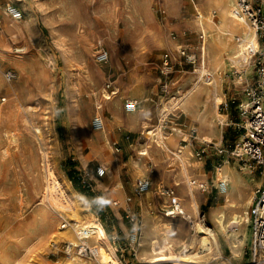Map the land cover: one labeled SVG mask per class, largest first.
<instances>
[{"label": "rangeland", "instance_id": "obj_1", "mask_svg": "<svg viewBox=\"0 0 264 264\" xmlns=\"http://www.w3.org/2000/svg\"><path fill=\"white\" fill-rule=\"evenodd\" d=\"M157 1L0 0V264H62L68 257L69 242H58L53 236L69 227L60 229L66 220L44 196L46 181L41 148L50 155V164L55 166L60 179L70 183L75 191L71 194L79 199L84 216L93 213L98 220L105 221L110 232L113 231L111 220L123 216L132 229L121 239L116 225L121 243L133 231L126 218L127 208L140 217V234L147 228L148 215L152 231L154 224L159 226L169 220L179 222L181 229L170 236L174 242H180L174 258L183 256L181 241L188 240L194 230L191 220L166 215L167 200H162V193L167 189L175 191L185 211L191 212L188 191L189 182L193 180L191 187L200 205L192 219L199 221V216L205 212L208 225L215 227L213 211L226 201L221 191L212 185L218 171L217 163L223 168L228 162L236 172L232 174V180L244 173L260 182L242 192L244 198H248L247 208L252 205L250 201L253 203L255 190L264 184V170L252 172L239 157L225 149L236 146L244 132L239 104L246 98L244 88L252 78L253 69L249 67L247 72L251 74L245 77L234 64L230 66L226 62L222 68L217 67L214 64L216 49L208 45L209 42L207 68L217 75L224 100L218 108L224 122L218 116L213 117L216 129L222 134L214 138L217 147L208 146L207 153L198 157L196 152L203 145L202 140L190 135L191 128L197 130L199 124L195 121L196 114L171 108L170 113L165 112L163 131L165 136L174 134L178 137L176 144L185 145V152H192L193 156L187 155L192 164L188 176L183 173V162L176 154V145L171 147L172 150L154 145L148 154L142 153L147 149L146 128L160 123L163 102L178 95L172 87L167 92L162 90L166 79L164 55L171 56L173 77L182 92L199 80L201 70L199 46L202 39L195 4L205 0H172L171 4L167 0ZM8 3L21 10V19L9 15L6 11ZM101 52L109 54L107 62L100 60ZM10 69L17 73L13 82L5 78ZM95 74L98 75L96 78ZM205 82L201 80L200 84L208 85ZM107 83L117 92V99L113 101L116 95L107 98ZM200 96L207 98L206 94L200 93ZM128 98L138 99L136 112L125 110ZM205 105V101H201L199 109L207 110L208 105ZM113 114L118 118L112 117ZM96 116L103 118L104 133L96 127ZM145 121L146 125L143 124ZM38 128L41 133L36 130ZM220 149L224 151L220 152ZM100 164L109 167L103 177L96 174ZM85 175L111 201L108 214L96 205L91 192L83 187L81 180ZM114 177L118 183L113 187L108 183L105 189L98 187L101 181L107 182ZM142 178L150 179L152 184L157 182V189L143 203L140 200L150 188L142 196L136 195V183ZM176 180L181 182L179 187ZM200 184H205L208 189L200 188ZM121 189L122 194L118 195ZM126 197H132V202L127 203ZM113 201H118L119 205H113ZM144 204L148 210L143 217ZM246 228L249 233L241 246V254H235L229 243L222 241L220 249L227 264L248 263L244 250L250 244L251 225ZM159 229L155 234L161 238L163 232ZM68 231L77 240L76 233L71 229ZM111 236L109 240L117 248L119 243L114 244ZM140 240L143 242L142 237ZM140 248L139 256L133 262L151 264L140 260ZM72 252L78 255L74 249ZM120 254V259L127 264L130 254ZM152 264L192 263L173 259ZM203 264L219 263L210 258Z\"/></svg>", "mask_w": 264, "mask_h": 264}, {"label": "bare ground", "instance_id": "obj_2", "mask_svg": "<svg viewBox=\"0 0 264 264\" xmlns=\"http://www.w3.org/2000/svg\"><path fill=\"white\" fill-rule=\"evenodd\" d=\"M170 1L172 0H167V3L169 4ZM234 3L235 0H205V2H202V4H195V9L198 12H200L202 15L201 22L199 24L200 25L199 29L205 31V41L204 42L202 41L201 45L199 46L200 58H201V63H200L201 70L199 73L200 74L199 80L197 82H194L191 88H188L185 92H182L176 96H170V97L168 96L169 98H166L167 100L165 99V101L163 102L164 104L161 109L163 113H162V119H160V123L154 125L152 128H146L145 130L146 134L148 135L147 143L145 144L147 145V149L142 153L148 154L150 148H152L154 145L160 147L161 149H167V150H172L171 147L173 145H176V149H177L176 154L180 157L178 158L183 162V168H182L183 173L187 176H188L189 167L192 166V164H190V161H188L189 157H187V155L193 156V154L192 152L189 151L185 152L187 149L185 145H177L173 143L175 139L174 134H171L170 136H165V133L163 131V124H162L163 118L167 116V113L165 112L166 111L169 112L171 108H175L176 111L177 110L183 112L190 111L192 112V114L193 113L196 114V120L199 123V126L197 127L198 139L214 141L215 140L214 138L221 137L222 134L216 129L213 123V117L218 116L220 121L222 123L224 122V120L221 118L218 112L220 102L221 101L223 102V97L221 96L220 93L217 75L215 74V72L214 73H212V71L210 72L208 70L209 67L207 68L208 66L207 55L209 49L207 47L208 44L207 42H209L208 45H211L216 49L214 64H216L217 67H221V68L225 65L226 62L230 66L236 65L240 67L239 65L240 62L237 59V54L239 52L238 38H247L249 40L256 42L253 28L245 20L234 16V12H233ZM196 22L199 23V21ZM196 29H198L197 26ZM235 37L237 38V41L235 40ZM97 76L95 74V78ZM201 80L207 81L208 83L207 82L205 83H207L208 85H201L200 84ZM200 93H204L207 95L205 104L208 105L207 107L208 109L200 110L199 109L200 106H198L195 109V111L190 110L191 107L189 106H191L190 105L191 103H194L195 101H200L199 98ZM116 97L117 95L115 97L113 96L112 101L115 100ZM113 116L114 118L115 117L118 118L114 114L112 115V117ZM144 116L146 117V115ZM134 119L136 118L134 117ZM143 124L146 125L147 122L145 121ZM96 127L98 129H101L103 133L105 132L104 128H106V126L104 127L103 124L100 125L96 123ZM36 130L39 133H41V130L39 128ZM29 146L31 147V145ZM95 149L96 147L94 148V150ZM44 150L41 148L39 151L42 153V159L44 162L43 163L44 179L46 181V189L44 192V196L47 198L50 204L60 212L59 215L65 218V220L68 222L69 224L68 229H71L73 233H76V231H78L79 229L90 228V230H93L92 239L94 240L95 243L99 245V254L97 258L87 259L81 257L79 255L74 254V252H72L73 247L71 246L72 244L76 245L78 243V238L75 236L77 240L74 239V237L71 236V234L69 233L68 229L60 230L58 233L54 234L53 236L58 238V242L64 241V242H69L71 244L69 247L71 250L68 249L67 259L64 260L63 263L62 262L61 263L62 264H124L123 261L118 256L115 246L110 242L109 237L107 236V233L104 227L101 225L98 218L93 213H90L89 215H85V216L81 213L80 201L77 198V196L72 195L73 193H75V191L72 190L69 182L60 179L59 172H57L55 166H52L49 162L50 155L48 154L47 151ZM193 166H195V164H193ZM142 171L143 170H141V172ZM234 172H235L234 168L227 162V164H225L223 168L217 171L216 176L214 178V182H215L214 186L220 187L221 185L224 184L225 186L224 189L220 191L223 194L226 201V203L223 205V209L213 211V215L215 219V227L208 226L207 224H203L200 221H196L192 219V215L197 214L200 204L198 198L194 194L193 187H191L194 181L190 180L189 182L190 186L188 191L190 198L188 200V203H189V210H191V212L188 213L186 212V215L181 218L189 219L192 222H194L192 226L194 232L191 234L188 240H182V241L180 240L181 241L180 246L182 247L183 256L180 258L173 257L178 246L177 244L180 242H174L170 238V236L173 233L179 232V229H181L182 225L180 226V223L177 222L176 220H169V221H164L159 226H155L154 224L153 227L154 229L161 228L159 229L163 232L162 234L163 236L161 238L158 236L151 235L152 233L155 234V230L149 233V230H147L146 227L144 228V231L141 234L143 242H141L140 260H144L145 263L152 264V263H165L170 260L177 259L192 264H203L206 261H208V259L213 258V259H217L219 264H227L220 249L223 240H226L229 243L230 247L233 249L235 254L237 255L241 254V246L246 242L248 238L249 232L247 231L246 227L250 222V217L248 215V208L246 206H243L247 203L246 200L248 198L247 199L244 198V194L242 193V191L239 190L240 187L237 188L238 187L237 183H234V181L232 180V174H234ZM175 184L178 185L179 187L181 185V182L176 180ZM155 185H157V182L156 183L154 182V184L151 187H149L150 188L149 191L145 193L142 199L144 200L148 199L152 191L154 189H157L155 188ZM181 188L182 187H180V189ZM162 194H163V197L161 196L162 200L164 201L167 200L168 194L166 192ZM67 214L71 215L72 217L67 219L66 218L68 217ZM195 217H197V215ZM60 229L62 228L60 227ZM38 242H41L39 237H38ZM144 242L147 243L146 244L147 246L144 244ZM259 264H264V263H259Z\"/></svg>", "mask_w": 264, "mask_h": 264}, {"label": "built area", "instance_id": "obj_3", "mask_svg": "<svg viewBox=\"0 0 264 264\" xmlns=\"http://www.w3.org/2000/svg\"><path fill=\"white\" fill-rule=\"evenodd\" d=\"M157 1V0H156ZM158 3V1H157ZM6 11L14 19H21L23 14L16 6L8 3ZM234 16L245 20L254 30V37L256 42L247 38H238L239 52L237 59L240 62L239 74L246 77L247 68L252 67L254 71V77L246 82L244 88L245 99L239 104L240 114L242 116V128L243 134L240 142L234 147L228 146L225 150L232 156H237L242 161L244 166H248L253 172L254 170H264V0H235L233 7ZM201 13L197 11V19L201 22ZM200 38L205 41V31L201 30ZM182 54H186V50H182ZM101 61L107 62L109 60V54L101 52L99 54ZM174 69L171 56L166 53L164 55V69L163 74L166 79L163 81L162 90L167 92L171 87L175 89L177 94L182 93V87L179 86L177 79L173 77ZM207 77V75H206ZM5 78L8 82H13L17 79V73L15 70H8L5 73ZM246 79V78H245ZM106 91L108 93L107 98L110 99L117 92L113 89L110 83L106 85ZM139 107L138 99L128 98L125 101V110L127 112H136ZM103 118L96 116V123L103 124ZM190 135L192 138L197 139L196 128H191ZM201 148L196 152L198 157H202L207 153V147L217 145L213 141L204 140ZM224 149H220L223 152ZM50 159V157H49ZM50 162V160H49ZM222 167L221 163H217V170ZM107 165L100 164L96 169L98 177H103L107 174ZM88 174V173H86ZM89 175V174H88ZM82 185L87 191L91 192L94 202L100 206L103 211L108 214L109 207L111 208V201L108 200L106 195L99 191L96 186L85 176L82 177ZM153 184L150 179L142 178L138 179L136 183L135 192L137 196H142ZM214 186V185H212ZM224 184L220 187L215 186L219 190L224 189ZM200 188L204 190L208 189L205 184H200ZM168 194L167 206L165 207V213L170 217L185 216L186 211L181 201V198L175 193V191L167 189L165 191ZM131 198H128L130 201ZM113 205L118 206V201H113ZM251 225V245L244 250V256L248 258L246 264H259L264 263V184L259 186L255 190V196L253 203L248 211ZM126 218L133 226V231L125 242H120L117 236L116 225L111 227L113 231L110 232L105 221H101V225L104 227L107 236L113 240L115 244H118L116 251L123 256L125 253H129L131 259L127 264H135L133 260L139 256L138 248L141 246V234L139 232L140 217L135 215L126 209ZM199 221L203 224H207L206 213L203 212L199 216ZM194 222L191 221V227ZM61 228L65 229L69 226L67 221H63ZM209 226V225H208ZM78 243L70 244L76 253L87 259H95L99 254V245L92 242L93 230L83 228L76 231ZM118 242V243H117ZM56 243H53L55 246ZM68 247V248H69Z\"/></svg>", "mask_w": 264, "mask_h": 264}, {"label": "crops", "instance_id": "obj_4", "mask_svg": "<svg viewBox=\"0 0 264 264\" xmlns=\"http://www.w3.org/2000/svg\"><path fill=\"white\" fill-rule=\"evenodd\" d=\"M249 69V68H248ZM248 69H247V71H248ZM253 69V68H252ZM248 73V72H247ZM249 74H251V72H249L248 74H246V77L249 75ZM252 78L254 77V71H253V73H252V76H251ZM251 78V79H252ZM248 79V78H247ZM202 94H204V93H202ZM245 95V94H244ZM204 96H205V94H204ZM199 98H200V101H195L194 103H191L190 105L191 106H189V107H191L190 108V110H193V111H195V109L198 107V106H200V103H201V101L202 102H204L205 101V98H202L201 96H200V94H199ZM224 101V100H223ZM222 103H224V102H222ZM221 102H220V105L222 104ZM219 105V106H220ZM187 114H189V113H187ZM190 115V114H189ZM191 116V115H190ZM192 117V116H191ZM195 121H197V120H195ZM198 126H199V124H198ZM179 133H181L180 131H179ZM178 133V134H179ZM178 137H176L175 139H174V144H176L177 142H178ZM198 139V138H197ZM204 140H202V142H203ZM188 146V145H187ZM202 146V145H201ZM200 146V147H201ZM118 159H119V157H118ZM115 160H116V157H115ZM108 167V166H107ZM109 168V167H108ZM233 181H234V183H237V188H239V190L240 191H244L245 189H248V188H254L255 186H257V184L258 183H260L256 178H251L250 176H247L246 174H244V173H240V175H238V176H235V177H233ZM109 185H111V187H113L115 184H117L118 182H117V178H109V180H107V182H105V181H101L99 184H98V187L99 188H101V189H105V187L107 188V186H108V184ZM237 190V189H236ZM122 194V189H121V192H119L118 193V195H121ZM128 198H131V202H132V197H126V202L128 203ZM143 201H145V200H140V202L142 203ZM167 201H168V199H167ZM252 202V200L250 201V204H252L251 203ZM243 206H246L247 207V203L245 204V205H243ZM250 207H251V205L248 207V211H249V209H250ZM221 209H223V206L221 207V208H219V209H215V210H221ZM147 210H148V207L146 206L145 207V205H143V207H142V215H143V217L145 216V214H146V212H147ZM249 215V214H248ZM170 217V216H169ZM148 222H146V224H147V230H149V233H150V230L152 231V229H151V219H150V217H149V215H148ZM100 221V220H99ZM101 222V221H100ZM111 222H112V224H115V225H117L118 226V228H119V231L121 232V239L123 238H126L127 236H128V234H129V231H130V229H132V227H130L127 223H126V221L124 220V218H123V216H121V217H119V216H116L115 217V220L114 219H112L111 220ZM129 222V221H128ZM249 224H250V222H249ZM153 225V224H152ZM156 231V229H153V231ZM152 231V232H153ZM156 236L157 234H153L152 233V236ZM251 239H252V234H251ZM251 239H250V244H249V246L251 245ZM114 243V242H113ZM115 244V243H114ZM246 258V257H245ZM247 260H248V258H246Z\"/></svg>", "mask_w": 264, "mask_h": 264}]
</instances>
